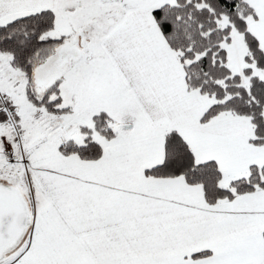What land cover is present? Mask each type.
<instances>
[{
	"label": "snow or ice",
	"instance_id": "obj_1",
	"mask_svg": "<svg viewBox=\"0 0 264 264\" xmlns=\"http://www.w3.org/2000/svg\"><path fill=\"white\" fill-rule=\"evenodd\" d=\"M0 264H264V0H0Z\"/></svg>",
	"mask_w": 264,
	"mask_h": 264
}]
</instances>
